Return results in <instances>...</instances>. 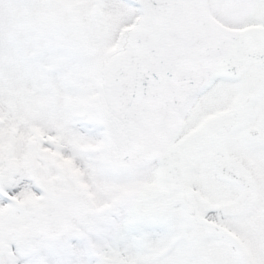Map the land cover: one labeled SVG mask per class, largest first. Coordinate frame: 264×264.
<instances>
[{"label": "snow or ice", "instance_id": "6c2138e0", "mask_svg": "<svg viewBox=\"0 0 264 264\" xmlns=\"http://www.w3.org/2000/svg\"><path fill=\"white\" fill-rule=\"evenodd\" d=\"M0 264H264V0H0Z\"/></svg>", "mask_w": 264, "mask_h": 264}]
</instances>
